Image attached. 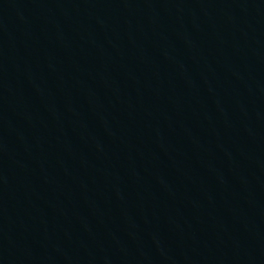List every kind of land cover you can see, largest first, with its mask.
I'll return each instance as SVG.
<instances>
[{"label": "water", "instance_id": "obj_1", "mask_svg": "<svg viewBox=\"0 0 264 264\" xmlns=\"http://www.w3.org/2000/svg\"><path fill=\"white\" fill-rule=\"evenodd\" d=\"M149 264H264V0H28Z\"/></svg>", "mask_w": 264, "mask_h": 264}]
</instances>
